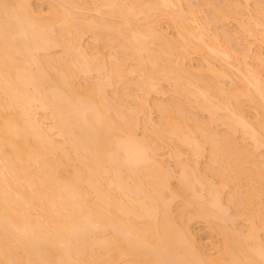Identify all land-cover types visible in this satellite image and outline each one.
I'll return each instance as SVG.
<instances>
[{
    "label": "bare ground",
    "instance_id": "6f19581e",
    "mask_svg": "<svg viewBox=\"0 0 264 264\" xmlns=\"http://www.w3.org/2000/svg\"><path fill=\"white\" fill-rule=\"evenodd\" d=\"M225 1L0 0V264H264V0Z\"/></svg>",
    "mask_w": 264,
    "mask_h": 264
},
{
    "label": "rangeland",
    "instance_id": "374dc122",
    "mask_svg": "<svg viewBox=\"0 0 264 264\" xmlns=\"http://www.w3.org/2000/svg\"><path fill=\"white\" fill-rule=\"evenodd\" d=\"M31 2V4H32V8L33 9H37V11H39V12H41L42 10L44 11H42V14L43 15H49L50 14V9L51 8H53V0L50 2V0H30ZM193 2V3H191V2ZM197 1V2H196ZM200 1V2H199ZM201 1H203V0H188V1H186L185 0V2H186V7L184 6V9L186 10L187 9V5L188 4H190L191 3V5H189V6H191L193 9H195V10H193V11H196V9H197V11L196 12H198L201 8L203 9V6H201L202 5V2ZM217 1V2H216ZM219 1H221V3H222V1L224 2L225 0H219ZM218 0H210V1H208V2H210L208 5L209 6H207V4L204 6V9L201 11L200 10V12L197 14V16L199 17V19L201 20L200 22L201 23H203V22H205V19H204V21H203V18L201 19V17H203L204 15V18H206L207 17V14H208V8L210 7V9H209V11H211V9L213 8H211V6H215V5H217V4H221L220 2H219ZM262 1V0H261ZM50 2V3H49ZM189 2V3H188ZM214 2H216V3H214ZM225 2H227L228 3V1H225ZM199 3H200V5H199ZM241 3H243V6L246 4H244V2H241ZM248 3H250L251 4V2H248ZM195 4V5H194ZM223 4V3H222ZM248 5V7L246 8L247 10H250V12L253 10L252 9V4L251 5ZM192 5H194V6H197V7H193ZM240 5H242V4H240ZM247 5V4H246ZM50 6H52L51 8H49ZM243 6H241V7H243ZM198 7H199V9H198ZM207 7V8H206ZM251 7V8H250ZM49 8V9H48ZM245 8H244V10H245ZM250 8V9H249ZM171 9V8H170ZM169 9V10H170ZM252 9V10H251ZM52 10V9H51ZM172 10V9H171ZM247 10H246V12L245 13H241L242 14V16L245 14V15H248V14H246L247 13ZM173 11V10H172ZM187 11V10H186ZM49 12V13H48ZM171 12V11H170ZM169 11H168V13H170ZM174 12V11H173ZM172 12V13H173ZM249 12V13H250ZM44 13H46V14H44ZM176 13V12H175ZM210 13V12H209ZM253 11L249 14L250 15V17L252 16L253 17ZM87 14H91V16L93 15V13L91 12V13H87ZM97 13H94V16L96 15ZM170 15H173V14H171L170 13ZM244 15V17H245V20H247L246 18H249V15H248V17H246ZM239 16V15H238ZM240 17L241 16H239L238 18H239V20H240ZM243 17V18H244ZM241 19H242V17H241ZM238 20V21H239ZM243 20V19H242ZM203 21V22H202ZM250 21V20H249ZM168 24H170L169 22H168V20L166 19V21H164L163 20V23H161L160 25H162V26H160L161 27V30H163L162 32H164V34L167 32L168 33V35L171 37V36H173L174 37V34H175V30H171V29H173V27H171V25H168ZM230 22V23H229ZM229 22L228 21H226L225 23H226V25H225V23H223L224 25H225V29L227 28V30L229 31V32H231L230 34H232V35H236L235 37H236V39H235V42H237V41H239L238 43H239V45H238V43H237V46L235 47V49L238 47L239 49H241V48H244V46H250V45H248L247 43L251 40L252 42H254L253 40H254V37H253V39H252V37L250 36V37H247V36H249L247 33V36L244 34L245 32H244V30H243V28H237L238 26H239V24L238 23H236L235 21H233V22H231V19L229 20ZM244 22V24L246 23V21H243ZM206 23V22H205ZM204 23V24H205ZM237 24V25H236ZM246 25H247V23H246ZM220 26V25H219ZM218 26V27H219ZM223 26V25H222ZM169 28V29H168ZM239 29H241V30H243L242 31V33H241V30H239ZM231 30V31H230ZM233 31V32H232ZM174 32V33H173ZM237 32V33H236ZM238 34V35H237ZM242 34V35H241ZM244 34V35H243ZM167 35V36H168ZM91 36V37H90ZM168 36V37H169ZM237 36H239V37H237ZM170 37H169V39H170ZM242 37V38H241ZM247 37V39H245ZM83 38H85V39H83L82 40V45H83V47L85 46L86 48H88V49H90V50H88L87 49V51L90 53H92V51H93V47H94V40H92L93 38H92V35L91 34H87L85 37H83ZM172 38V37H171ZM249 38H251V39H249ZM239 39V40H238ZM237 40V41H236ZM242 40H244V41H246L247 40V42H244V41H242ZM249 40V41H248ZM91 41V42H90ZM93 41V42H92ZM242 41V42H241ZM250 41V42H251ZM259 41V40H258ZM257 40H256V42L255 43H257L258 42ZM251 42V43H252ZM260 42V41H259ZM258 42V44L257 45H259L258 47H257V45L254 43V45H256V46H254L253 44V46L252 47H254V48H252L251 46V49H252V52L251 53H257L258 52V50H259V52L260 51H262V53L264 54V46L262 45V46H260L261 44ZM251 43H249V44H251ZM241 44V45H240ZM244 46H243V45ZM246 44V45H245ZM90 45H92V47L90 46ZM90 47V48H89ZM241 47V48H240ZM261 47V48H260ZM85 48V49H86ZM256 48H258L257 49V51H256ZM207 50V49H206ZM255 50V51H254ZM54 52H56V53H58V52H60L61 53V51L60 50H55ZM204 52H206V51H204ZM203 52V54H205ZM196 53V52H195ZM208 53H211V51L210 52H208V50H207V55H210L211 56V54H208ZM203 54L201 55V54H199L198 53V55H196L195 54V56L193 57V55H194V53H193V55L192 56H190V58H191V62H189L188 61V65L190 66V63H192L191 64V66L193 67V65H194V67L193 68H196L197 69V71H198V69L200 70L201 68H199L200 66L202 67V70H203V68H205V70L207 69V66H206V63H207V61L210 59V57H208L207 55L206 56H203ZM213 56V55H212ZM198 57V58H197ZM203 57V58H202ZM205 57V58H204ZM207 58H208V60H207ZM212 58L213 57H211V60H212ZM214 58H215V56H214ZM111 59V58H110ZM202 59V60H201ZM205 59V60H204ZM216 59V58H215ZM212 60L211 62H212V64H211V62H210V60H209V64H211V65H214L215 64V66H213V67H215L216 69H219V70H223L224 69V67L226 68V69H224V70H227V65H229L230 66V60H229V64L228 63H226L224 60V62L227 64H225V63H223L221 60H219L220 58H217V61L219 60L220 61V63H216L215 61L216 60ZM130 62V61H129ZM205 63V65H204V63ZM131 63V62H130ZM130 63H127V64H130ZM201 63H203V64H201ZM221 65L222 66V68H221V66H218V65ZM131 65V64H130ZM199 67H198V66ZM206 66V67H203V66ZM218 67H217V66ZM189 67V69H193L192 67ZM227 66V67H226ZM231 68V67H230ZM232 69H234V67L232 68ZM259 70H262V71H260V73H262V77L264 78V65H263V68H258ZM235 70H236V68H235ZM192 71H194V69L192 70ZM196 71V70H195ZM204 71V70H203ZM94 77H95V74L93 75V77L91 78V79H89L90 81H93V80H95L94 79ZM229 77H231V76H229ZM232 78V80L234 79L233 77H231ZM231 81V80H230ZM228 82H229V80H228ZM228 82H227V84H228ZM230 83V82H229ZM231 85V84H230ZM164 86H165V88L164 89H166L167 87V89H166V91H167V94L166 93H164V95L163 94H159L158 96H157V94L156 93H154V94H151V95H149L148 96V101L147 102H149L148 103V106L149 107H147L145 110V112L143 113V115H144V117L141 115V124H140V127H139V131H138V133L139 134H141L142 132H143V129H144V123H146V119H147V116H149V114H150V118L148 117V119H150L151 121L153 120V121H155V122H153V123H157L159 120V112H158V110H157V108H155L154 109V107H156V106H154V105H159V104H161L162 102L164 103V101L165 100H167V101H165V103H167L168 101H170L171 100V97H172V95H171V93L170 92H172V90H171V87H169L168 86V84L167 85H165L164 84ZM109 91H111L112 92V89H110ZM169 92V93H168ZM111 94H113V92L111 93ZM155 95V96H154ZM161 95H163V96H161ZM165 95H167V96H165ZM169 95V96H168ZM171 95V96H170ZM165 96V97H164ZM155 97V98H154ZM164 97V98H163ZM170 99H169V98ZM160 98V99H159ZM168 98V99H167ZM157 99H158V101H157ZM163 99V100H162ZM162 101V102H161ZM153 102V103H152ZM154 102H156L155 104H154ZM161 102V103H160ZM159 103V104H158ZM162 103V104H163ZM153 104V105H152ZM247 108V107H246ZM149 109V110H148ZM148 110V111H147ZM151 110V111H150ZM248 110V111H247ZM250 110V111H249ZM153 111V112H152ZM246 111L248 112V113H250V114H247V116H249V118H250V115H252V117L254 116V114H255V112H254V110L252 111V109H250V108H248V109H246ZM146 112H149V113H146ZM151 112V113H150ZM155 112H156V114H155ZM254 112V113H253ZM151 114H153V115H151ZM147 115V116H146ZM252 117L250 118V119H252ZM143 118V119H142ZM145 118V119H144ZM156 119V120H155ZM158 120V121H157ZM144 121V122H143ZM143 122V123H142ZM143 126V127H142ZM215 126H217V125H215ZM222 125H218L217 127H215V130L216 129H220V128H222V130H224L225 128H224V126L223 127H221ZM219 127V128H218ZM224 128V129H223ZM221 130V129H220ZM220 130H217V132L219 131V132H222V130L220 131ZM140 131H142V132H140ZM239 138H240V136H239ZM241 141V140H240ZM205 153H207V152H205ZM208 154V153H207ZM207 154H205L204 155V157L203 158H205V159H201V161H200V163H199V168H200V170H203V168L205 167V163H207L208 161H206V160H208V158L206 159V157H208V155ZM164 158H163V157ZM162 156L160 155V158H159V160L162 162V161H164V163L162 162V164L163 165H165L166 163V165L167 166H165V167H167V168H170L171 170H172V168L174 169L173 170V173L174 174H176L177 172H178V170H177V168H176V165L174 166V164H175V161H174V159H173V157H171L167 152H165V156H164V153L162 154ZM173 160V161H172ZM166 161V162H165ZM170 163V164H169ZM204 163V164H203ZM202 165V166H201ZM169 166V167H168ZM174 166V167H173ZM204 166V167H203ZM176 172V173H175ZM177 175V174H176ZM225 194H227V192H225L224 193V196L223 197H225ZM194 224V226H193V228H192V230H193V233H194V238H195V240H196V242H197V245L202 249V248H204V249H202L203 251H205V252H207L208 254H212L211 256H213V255H215V256H213V257H216V254H217V252H218V250H216L215 248H219L220 247V241H221V239L219 240V238H221V236L219 235H217L216 234V231H214L213 229H211L210 227L211 226H209V225H207L206 223H203L202 221H196L195 223H193ZM212 230L214 231V234L213 233H211L212 232ZM214 238V239H213ZM219 240V241H218ZM201 241V242H200ZM200 242V243H199ZM213 243H214V245H213ZM203 246V247H202ZM219 246V247H218ZM207 250V251H206Z\"/></svg>",
    "mask_w": 264,
    "mask_h": 264
}]
</instances>
